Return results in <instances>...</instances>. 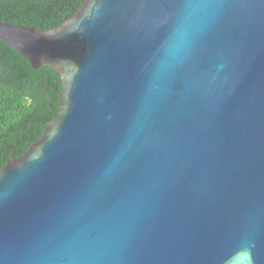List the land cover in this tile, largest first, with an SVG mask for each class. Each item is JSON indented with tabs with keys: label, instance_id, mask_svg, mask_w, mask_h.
I'll return each instance as SVG.
<instances>
[{
	"label": "water",
	"instance_id": "1",
	"mask_svg": "<svg viewBox=\"0 0 264 264\" xmlns=\"http://www.w3.org/2000/svg\"><path fill=\"white\" fill-rule=\"evenodd\" d=\"M0 41L62 84L0 171V264H264V0H84Z\"/></svg>",
	"mask_w": 264,
	"mask_h": 264
},
{
	"label": "trees",
	"instance_id": "2",
	"mask_svg": "<svg viewBox=\"0 0 264 264\" xmlns=\"http://www.w3.org/2000/svg\"><path fill=\"white\" fill-rule=\"evenodd\" d=\"M84 0H0V23L48 31L72 18ZM60 76L0 41V171L23 156L59 113Z\"/></svg>",
	"mask_w": 264,
	"mask_h": 264
}]
</instances>
